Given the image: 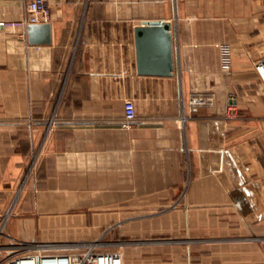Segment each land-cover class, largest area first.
<instances>
[{"label": "crops", "instance_id": "1", "mask_svg": "<svg viewBox=\"0 0 264 264\" xmlns=\"http://www.w3.org/2000/svg\"><path fill=\"white\" fill-rule=\"evenodd\" d=\"M28 1L0 0V21ZM46 1L50 44L0 28L7 233L53 245L107 231L123 264H264V0ZM143 21L171 23V76L136 73Z\"/></svg>", "mask_w": 264, "mask_h": 264}, {"label": "built area", "instance_id": "2", "mask_svg": "<svg viewBox=\"0 0 264 264\" xmlns=\"http://www.w3.org/2000/svg\"><path fill=\"white\" fill-rule=\"evenodd\" d=\"M49 7L46 0H29L26 4V15L17 21H0V28H26L29 23L47 22ZM222 64L225 68L230 65V54L227 47L222 48ZM254 71L262 85H264V55L253 65ZM214 100V93H192L189 96L190 107L210 106ZM235 108L230 104L228 116L234 117ZM136 118L134 102L125 99L123 102V120L127 125ZM8 213H6L7 215ZM54 245L30 244L10 238L0 241V264H123L121 251H99L94 244H87L84 248L69 252H58Z\"/></svg>", "mask_w": 264, "mask_h": 264}, {"label": "water", "instance_id": "3", "mask_svg": "<svg viewBox=\"0 0 264 264\" xmlns=\"http://www.w3.org/2000/svg\"><path fill=\"white\" fill-rule=\"evenodd\" d=\"M171 28L169 21H143L133 28L137 74L162 77L173 74L174 52ZM26 35L30 44H50L51 24L29 23L26 26Z\"/></svg>", "mask_w": 264, "mask_h": 264}, {"label": "rangeland", "instance_id": "4", "mask_svg": "<svg viewBox=\"0 0 264 264\" xmlns=\"http://www.w3.org/2000/svg\"><path fill=\"white\" fill-rule=\"evenodd\" d=\"M41 170L43 171V169H41ZM27 202L29 203L30 200H27ZM11 217H13V216H10V214L0 215V241L2 243L9 241L10 238H13L14 240L20 241L18 238L16 239L7 233V222ZM107 234H108V232L104 231L98 239H96L95 241H91V242H72V243H67V244L61 243V244H53V245L56 247H60V248H66L69 251H71L74 249L76 250L79 247L84 248L85 246H87V244H94V245H96V247L99 251H115V250L117 251L119 248L116 246L119 243L121 244L122 241L108 243V242H106V239H108ZM118 251H120V249Z\"/></svg>", "mask_w": 264, "mask_h": 264}]
</instances>
